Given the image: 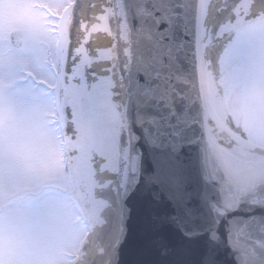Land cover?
<instances>
[{
	"label": "snow or ice",
	"instance_id": "6c2138e0",
	"mask_svg": "<svg viewBox=\"0 0 264 264\" xmlns=\"http://www.w3.org/2000/svg\"><path fill=\"white\" fill-rule=\"evenodd\" d=\"M129 13L136 43L147 42L160 54L158 72L199 82L201 71L219 65L222 74L230 73L233 61L246 55L251 28L244 21L264 22V0H126L125 17ZM146 76L137 73L128 83L143 100L131 110L128 151L123 158H92L95 187L58 249L57 264H120L134 204L144 208L143 235L168 255L175 251L171 238L178 237L203 241L211 256L199 264H217L224 254L232 264H264V128L247 122L228 128L226 150L218 149V130L206 132L199 112L182 100L164 107L163 132L148 128L145 134L137 112L154 113L149 101L159 79L156 72ZM233 170L244 173L247 188L238 186ZM37 189L39 210L40 197L51 189Z\"/></svg>",
	"mask_w": 264,
	"mask_h": 264
},
{
	"label": "water",
	"instance_id": "95a60500",
	"mask_svg": "<svg viewBox=\"0 0 264 264\" xmlns=\"http://www.w3.org/2000/svg\"><path fill=\"white\" fill-rule=\"evenodd\" d=\"M125 9L126 0H73L62 14L64 26L58 24V35L62 31L64 34L61 52L57 53L59 66L54 95L60 90L62 95L58 101L55 98V104L66 149L68 188L79 208L95 187L92 158H123L128 151L133 132L131 110L137 102L143 106V100H137L138 90L128 91L129 80L137 73L147 72L146 78L154 72L159 75L152 85L156 94L149 104L160 115L137 112V123L145 134L148 128L163 132L160 117L165 115L164 107L173 101L178 105L183 100L199 112L206 132L218 130V149L226 150L223 143L229 139L226 129L236 125L227 112L223 95L242 126L264 95V22L248 32L246 55L233 61L230 73L222 74L219 65H214L210 72L201 71L199 82H192L180 75L169 79V73L157 71L162 66L159 52L147 42L136 43L131 14L125 17ZM252 20L256 19L250 17L244 23ZM19 35L18 30L11 33L15 46L19 45ZM143 65L149 67L145 69ZM206 156L205 152L202 168ZM231 174L239 187H248L244 173L233 170ZM133 207L131 232L121 249L120 264H199L202 257L211 256L203 241L182 242L178 237L171 238L175 251L168 255L162 245L143 235V206ZM217 264L232 262L224 254L217 258Z\"/></svg>",
	"mask_w": 264,
	"mask_h": 264
},
{
	"label": "rangeland",
	"instance_id": "374dc122",
	"mask_svg": "<svg viewBox=\"0 0 264 264\" xmlns=\"http://www.w3.org/2000/svg\"><path fill=\"white\" fill-rule=\"evenodd\" d=\"M71 3L0 0V38H7L10 29L23 28L33 30L39 41L37 58H22L12 52L0 55V87L22 78L18 71L22 66L32 69L33 79L44 84L29 95L21 81L0 98V264H57L58 249L68 240L80 211L69 192L63 136L55 99L52 102L50 95L57 81L59 17ZM49 40L53 52L45 59L43 42ZM3 47L6 44L0 49ZM47 61L51 65L45 64ZM246 122L264 128V95L243 125ZM41 184L51 190L45 189L37 210L34 197Z\"/></svg>",
	"mask_w": 264,
	"mask_h": 264
},
{
	"label": "flooded vegetation",
	"instance_id": "af4514ba",
	"mask_svg": "<svg viewBox=\"0 0 264 264\" xmlns=\"http://www.w3.org/2000/svg\"><path fill=\"white\" fill-rule=\"evenodd\" d=\"M33 6L36 8L37 4L33 5ZM64 20H65L64 16L59 17V25L60 26L61 25L64 26ZM259 23L260 22H258L257 20H255V21L252 20V21H248V22H246L244 24L245 25H249V27L252 29L253 26H256ZM44 26H46L47 32L51 33L50 30L47 28V24L44 25ZM15 30H18L20 32V35H19L20 41H19V45L18 46H15L13 44V41H12V38H11V33L13 31H15ZM63 34H64V31H62L58 35V44H57V48H56L57 49V53L61 52V48H62L61 42H62ZM36 41L37 40H36L35 33L31 29H29V30L28 29H23V28L10 29V30L7 31V38H4V37L0 38V48H1V44H3V43H4V45L6 44V48L3 47V49H0V55L3 56L6 52H12V53L17 54L19 57H22V58H24V57L27 58V59L37 58V54H36V49L35 48H36V43L39 42V41H37V42ZM40 43H42L41 40H40ZM43 45H44L43 46V50H42L43 57L45 59H49L50 55L53 52V42H51L50 40L49 41H44ZM29 63H31V61ZM45 64L51 65L50 62H48V61ZM21 68H23V69H21ZM25 69H27V70H25ZM18 71H19L20 75L21 74L23 75V77L20 78V79H16V81L13 80L8 85H2L0 87V98L3 97V92H5L6 90H9L10 88L13 89L16 85H20L21 81L24 83V85L27 86V88H25L24 90H25V92L27 91L26 93H28L29 95H32L33 92H36V90H37V88L39 86H44L43 82H38L35 79H33L32 69L24 68L22 66V67H20L18 69ZM46 88H47V91H48V87H46ZM50 92H51L50 95L52 96L51 97L52 98L51 99L52 102L54 101L55 98H57L56 99L57 101L59 99H61V95H62V91L61 90L58 91L56 97H55L52 89L50 90ZM223 101H224V104H225V106L227 108V111H228L230 117L232 118V120L236 124H240L242 126L241 122L236 119V118H239V117H237L233 113V109L234 108H232V105H231V108L229 107V104L226 102L224 95H223Z\"/></svg>",
	"mask_w": 264,
	"mask_h": 264
}]
</instances>
